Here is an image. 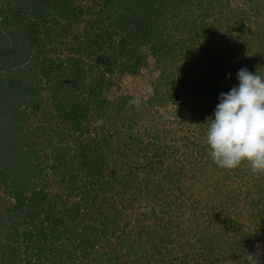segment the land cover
Instances as JSON below:
<instances>
[{
  "label": "trees",
  "instance_id": "16d2710c",
  "mask_svg": "<svg viewBox=\"0 0 264 264\" xmlns=\"http://www.w3.org/2000/svg\"><path fill=\"white\" fill-rule=\"evenodd\" d=\"M82 1L85 0H0V71L7 69L4 71L5 73H0V137L8 140L7 144H9L7 153H4L6 147L0 142V166L4 162L9 163L0 167V177H5L9 182V196L14 200L13 206L6 211V215H0V239L5 241L6 246H12L20 241L29 250H35L43 243L49 251L55 252L54 250H57L61 245V236L67 233L65 231L62 234L58 227H55L57 224L65 226L67 221H73L72 230L76 231L78 226L82 227L80 223L79 225L76 223V217L83 219L89 215H78L77 202L73 205L76 210L70 209L76 215L66 217L64 210H60L59 217H56L58 216L57 211H54L56 204L65 205V201L58 199L56 195L47 199L48 196L42 192V184L39 182L47 181L52 173L57 176L63 175L62 181H65V175L69 172L64 169L67 160H70L73 165L80 164L82 166L84 174L87 176L83 184L90 185V189L94 184L101 185V182L105 180L101 174L107 162L103 160L108 156L112 157L113 149L106 152L103 148L105 146L109 148L107 142L111 141V138L109 139V135L102 134L101 141L106 144L98 153L102 161V168L88 162L85 163L90 151L86 152L83 148L91 146L97 149L100 142L98 135L92 140H88V142H92L91 144L82 143L79 140L82 138L81 134H84L86 129L89 130L88 116L90 112H87L90 110L89 106H93L97 102L98 105L92 110L102 115L108 108H104L106 101L101 98L100 87L109 88L112 85L113 76L125 72L132 74L143 66L144 55L139 50L141 46H146L158 63L159 82L153 85L155 86L154 94L144 105H151V111L147 109V114L150 115V121L153 123L151 126L163 133L165 138L171 131L166 127L169 119L167 120L158 113L159 108H163L164 113L167 114L168 103L176 102L179 96L189 97L194 101L203 96L209 98L212 104L207 103L208 101L201 102L205 108L201 110L211 116L219 102V93L227 92L238 82L236 73L240 68H250L253 73L264 76L262 74L264 69H258V67L253 69L251 65L246 64V61L253 58V53L250 54L248 51V48L250 50L252 48V40H258L257 50L262 54L258 55V58H261V62L264 64V24H261L260 29H256V33L251 30L252 24L256 22H253V18L255 20L258 17L264 18V13L260 12L261 8L264 11V0L261 1V4L260 0H117L114 3H111L110 0H103L108 9L95 13L91 11L93 14L99 15V18L89 22L88 29L81 31V34L70 31L68 25L72 27L74 20H80L81 13H83ZM93 3L96 4L95 1ZM56 16H59L61 20H57ZM54 18L55 22H53ZM63 22L67 24L65 25ZM257 23L259 24L260 21ZM65 27L69 28L70 33H75L70 34L71 38L65 43H72L66 49L70 51V54H67V60L70 61L69 66L73 69L72 74L75 75L77 81L72 82V85L68 84L59 88L54 86V83L59 82V79H65V77L59 71V66H54L50 58L43 56L52 51L54 46H57L59 38L61 39L62 33L56 35L53 31H60L63 28L65 31ZM37 33L43 39L39 48L34 45V43L37 44ZM252 36H255L254 39ZM30 37L34 38L33 45ZM19 39L21 40L20 44ZM31 46L37 49L34 48V54L29 55L26 47L31 49ZM28 55L29 57H27ZM89 61L92 63L87 64ZM16 66L21 67L11 73L9 70ZM88 74H93L92 79H94V83L89 88L85 87V79ZM189 76L192 77L190 83L187 82V78H191ZM167 79L170 87L158 90V87L162 88V83ZM228 80L232 82L230 83ZM42 86L53 91L51 95H53L56 109L60 104L64 106V101H67L64 118H61L60 113L57 116L63 122L69 121L67 124L70 126V128L67 127L66 134V141H70V143L65 148L60 146L62 138L52 126L48 129L42 128L40 125L34 127V131L41 133L48 140V144L51 143L53 134L61 139L54 145L53 143L49 145L53 161V164L50 165L52 173L42 172L45 165H41V162L44 159L48 160V156L42 155V158L35 149H33V156L30 154L31 151L18 147L23 146L22 140L27 139L23 132H19L20 127H23L21 120L18 118L9 120L8 113L3 112L4 108L6 109L5 104L8 103V96H10L23 98L26 110H30V113L26 114L20 111V116L25 114L24 116L27 117L33 114L40 106L41 92L45 89ZM86 91H88L89 97L84 95ZM126 99L121 97L112 103L118 102V106L122 108L126 104ZM78 100L82 102L80 103ZM91 113L94 114L92 111ZM116 115L117 113L108 114L110 117ZM140 117L139 111L132 116L135 121H138ZM6 124H9L7 129L3 126ZM94 130L97 134L96 129ZM157 137L160 135L157 134ZM128 138L129 141L124 144L130 145V150L137 148L139 139L131 135ZM13 141L18 142L17 146ZM135 141L138 142L136 146H134ZM73 145H75V149H78L79 154H71ZM122 146L120 139L118 142L115 141V149L119 152L116 156L118 158L128 156L127 149L123 150ZM171 148L166 150L161 147V144H155V153L151 156L154 160L150 158L143 164L140 162L135 164L134 161L129 160L130 162H128L127 159L125 164L122 163L124 167L122 164V168L120 164L118 165L119 169L126 167L128 171H131L128 177L124 174L117 179V183L122 189L120 194L122 193L124 196V199L121 200L123 203L125 202V208L126 205L127 208L132 207V204L138 202L140 197L151 201L156 193H161L162 186L153 174L156 173V169L160 168L162 159L174 157L178 147ZM200 148L206 151L205 146ZM139 150L137 149L136 154L139 153ZM6 154V159L3 161ZM31 156L37 159L36 162L32 160ZM176 161L178 162V160ZM92 162L94 161L92 160ZM110 162L112 163L113 160ZM175 168L182 171L184 164L180 163ZM140 170L143 171V176L138 173ZM114 173L113 171L109 176L116 177ZM178 175L176 172L170 173L169 181L180 183L182 178H175ZM69 178L74 180L76 175L71 174ZM77 188L72 187L70 190L77 191ZM84 190L85 188L81 193L87 192ZM96 200L97 197L86 200V210H94ZM106 201V199H102L104 204ZM41 218L44 222H51L54 225V228H50L48 233L45 232L41 223L35 224V220L41 222ZM64 218L67 220L65 221ZM161 218L156 217V220ZM29 223H31V227H34L33 232L26 229H22L21 232L18 230L22 225ZM83 226L85 227V224ZM154 227L146 228L140 232L142 236H145L144 252L145 250L148 252L145 256L136 257L134 262L132 261L133 264H142V261H147V264H191V260L196 261V264H213L218 260L210 245L214 241L216 231H213V236L210 239L206 235L198 236L195 241L197 245L185 240L180 245L181 255L176 256L175 253L166 252V256L162 250L167 245L171 246L173 241L164 235V225L154 224ZM81 230L83 231V229ZM219 233L224 235L227 233V228L222 227L219 229ZM217 247L219 248V246ZM192 248H200L201 251L197 253L199 259L188 252ZM37 257L38 260L34 264L57 263L55 260L48 261L44 257V259L40 258L39 252ZM231 258L233 260V255ZM31 260L32 258L28 259V261Z\"/></svg>",
  "mask_w": 264,
  "mask_h": 264
},
{
  "label": "rangeland",
  "instance_id": "374dc122",
  "mask_svg": "<svg viewBox=\"0 0 264 264\" xmlns=\"http://www.w3.org/2000/svg\"><path fill=\"white\" fill-rule=\"evenodd\" d=\"M94 1L96 4L93 3ZM110 1L114 3L117 0ZM261 1L259 2L260 4ZM81 5L83 6V13H81L80 20H74L75 22L72 23V27L68 25L72 32L81 33V31L87 30L89 22L95 18H99V15L97 16L91 11L95 13L99 10L108 9L103 0H85L84 2L82 1ZM260 12L264 13L262 8ZM56 18L57 20H61L59 16H56ZM257 21H260V23L258 24ZM53 22H55V18ZM253 22L251 30L253 33H256V29H260L261 24H264V18L258 17L257 20L253 18ZM69 28L65 27V31L64 28H61L62 30L60 31H53L56 35L62 33L61 39L59 38L57 46H54L52 51L43 56L50 58L54 66L60 67L59 71H61L66 80L62 78L58 80L59 82H55L56 84L54 83V86H58L59 88L68 84L72 85V82L77 81L75 75L72 74L73 69L69 66L70 61L67 60V54H70V51L66 49L72 43L65 42L71 38L70 34H75L70 33ZM254 37L252 36V39ZM30 39H32L30 41L33 45L34 38L30 37ZM36 39L37 44L34 43V45L39 48L43 41L39 33H37ZM20 41L19 39V44ZM257 41L252 40L251 50L248 48L250 54L253 53V58L248 62L246 61V64L251 65L253 69L258 67V69L262 68L263 70L264 64L261 62L262 59L258 58V55L262 54L257 50ZM26 48L29 55L34 54V48L37 49L34 46L31 49L29 47ZM139 50L144 57L142 60L143 66L137 72L132 74L125 72L115 75L112 77V85L109 88L106 86H104L105 88L100 87L101 98L106 101L104 108L108 107L104 111L105 114L102 115L92 110L98 105L97 102L93 106H89L90 110L87 111L90 112L88 116L90 123L89 130L86 129V133L81 134L82 138L79 141L91 144L92 142H88V140H92L98 135L100 142L97 149L91 146L83 147L86 152L90 151L87 155L88 157L85 159V163L88 162L91 165L103 167L102 161L98 156L101 148L106 145L101 141L102 134H105V136L109 135V139L111 138V141L107 142V147L109 148L105 146L103 149L106 152H110L113 149L112 157L108 156V158L103 160L107 162L106 168L104 167L101 174V177H105V180L101 182V185L94 184L91 189L90 185L83 184L87 176L84 174L80 164L73 165L70 163V160H67L64 169L69 172L65 175V181H62L63 175L57 176L50 171V165L53 164V161L49 145L51 143L54 145L61 139L59 136L53 134L51 136L52 141L48 144V140L41 133L36 132V130L34 131V127H39V125L47 129L52 126L62 138L60 146H64L65 148L70 143V141H66L67 127L70 128L67 124L69 121L63 122L59 120L60 117L58 116L60 115L61 118H64V112L67 110L65 105L67 101H64V106L60 104L56 109L53 95H51L53 91H49L46 87L42 86L45 89L41 92L39 109L26 117L24 115L30 113V110H26L23 98L8 96V103L5 104L6 109L4 108L6 111L3 110V112L8 113L7 117L9 120H15V118L21 120L23 127H20L19 132H23L27 138L21 141L23 146L18 147L26 151L29 150V152L31 151V155H33V149H35L40 153L42 158L44 155L49 157L48 160L44 159L41 162V165H45L42 172H50L52 175L49 179L47 178V181L39 183L42 184L41 190L48 196L47 199L53 198L56 195L58 199L65 201V205L56 204L54 211H57L58 214L60 210H64L63 212L66 217L74 216L76 214L72 210L70 211V209L76 210V207H73V205L77 202L78 215L86 214L87 216L88 214L89 216L83 219H78V216L76 217V223L82 225V227L78 226L76 231L72 230L71 225L73 221H67L65 226L60 224L55 226L56 228L58 227L61 233L67 232L61 236V245L57 250H54L55 252L53 250L49 251L48 247L43 243L37 249L29 250L20 241L17 244L14 243L12 246H6L5 241L0 239V264H13V262L14 264H34L38 260V252L40 258L44 257L48 261L55 260L57 263H54L56 264H133V260L136 257H139V255L145 256L148 252V250L144 252L145 236H142L140 232L146 228H155L154 224L164 225V235H167L173 241L171 246L167 245L162 250L164 254L171 252L172 254L175 253L176 256L181 255L182 249L180 245L183 241L185 242L186 240L188 243L197 245L195 241L198 239V236L206 235L210 239L213 236V231H216L214 241L210 243L211 248L214 249V255L218 259L213 264H241L240 257L244 253L258 254L260 260L264 261V173H254L247 162H242L234 169L219 168L213 163L205 144L207 130V124L205 123L210 116L206 112H203L205 108L201 104L203 101H208L207 103L212 104L209 98L202 96L200 99L194 101L189 97L179 96L176 102L168 103L166 107L168 110L167 114L164 113L165 110L163 108H159L158 113L163 115L167 120L169 119L166 127L171 131L167 135V138L158 129L152 127L151 117L147 114V109L151 111V105L146 106L144 103H147L148 99L153 96L155 87L153 85L159 82L160 73L157 68L158 63H156L155 57L152 56L150 50L146 46H141ZM91 63L92 61H89L87 64ZM19 67L21 66H16V68L9 71L12 73V71H16ZM70 68L71 70L69 71ZM6 70H1L0 73H5L4 71ZM248 71L253 72L250 68H248ZM262 74L264 75V72ZM92 76L93 74L87 75L85 87L89 88L94 83ZM191 80L192 77L187 78V82L190 83ZM167 81L169 80L167 79L166 82L162 83V88L158 87V90L169 88V82ZM237 85L238 82L234 84V86ZM59 92L61 94V91ZM84 95L89 97L88 91L84 92ZM121 97L127 98L126 104L122 108L118 106V102L112 103V101H117ZM133 97L141 101L139 106H130L128 104V101ZM78 101L82 102L81 100ZM20 111L25 112V114L20 116ZM138 111L141 117L139 120L137 119L138 121H135L132 116ZM58 113L60 114L58 115ZM109 113H117V115L110 117L108 116ZM129 123H131L130 126ZM8 125L3 126L7 129ZM94 129H96L97 134ZM157 134L160 137H157ZM130 135L139 139L138 147L132 150L129 149L130 145L124 144V142L129 141L128 136ZM119 139L121 145H123L121 148L128 151L126 158L116 157L119 152L115 149V141L118 142ZM0 142L6 147V152L4 153H7V148L9 147V144H7L8 140L1 136ZM13 143L15 146L18 144L17 141H13ZM137 144L138 142L135 141L134 146ZM155 144H161V147L166 150L170 147H172L171 149H176L175 146L178 147L175 150L176 154L174 157L162 159L160 168L156 169V173L153 174L158 178V183H160L163 189L160 188L162 190L161 193H156L153 200L147 201L144 197H140L138 202L132 204V207L127 208L126 205L125 208V202H122L124 196H122V193L120 194L122 189L117 183V179L124 174L128 177L131 171H128L126 167L119 169L118 165L120 164L121 167V164H125L127 159L128 162L134 161L135 164H139V162L143 164L150 158L154 160L151 156L155 153ZM74 146L71 148V154L75 155V153H78V149H75ZM145 146L146 148H144ZM202 146H205L206 151L200 148ZM137 149H140L138 154H136ZM6 156L7 154L4 155L3 161L6 159ZM32 160L36 162L37 159L32 157ZM112 160L113 162L111 163L110 161ZM180 163L184 164L182 171L175 168ZM6 164L9 163L4 162L1 166ZM113 171L116 177L109 176ZM127 171L128 173H126ZM175 172L179 174V177L175 176V178H182L178 184L174 180V182H170V178H168L170 173ZM138 173L141 175L143 171L140 170ZM71 174L76 175V179L70 180L69 176ZM9 185L6 178L1 176V216H5L6 211L14 203L13 198L9 196ZM72 187H78L77 191H71ZM84 188L87 192L81 193ZM93 197H97L96 206L94 210L88 211L86 210V200H90ZM102 199L107 200L106 204L102 202ZM56 217H59V214ZM156 217L162 218L156 220ZM64 220L66 221L67 219L64 218ZM161 220L164 221L161 222ZM39 223H41L46 233L50 231V228H54L51 222H44L43 219L41 222L35 220V224ZM82 223L85 224V227ZM222 227L227 228V233L224 235L223 233H219V229H222ZM22 229L34 231L31 223L24 224L18 228L20 232ZM81 232L83 233L80 234ZM160 233L163 234L161 231ZM216 246H219V248H216ZM199 251H201L200 248H192L188 252L199 259V254H197ZM232 252L234 253L232 254ZM232 255L233 260L231 258ZM161 256L164 257L163 255ZM29 258H32V260L28 261ZM147 263V261H142V264ZM191 264H196V261L191 260Z\"/></svg>",
  "mask_w": 264,
  "mask_h": 264
},
{
  "label": "clouds",
  "instance_id": "9594fccd",
  "mask_svg": "<svg viewBox=\"0 0 264 264\" xmlns=\"http://www.w3.org/2000/svg\"><path fill=\"white\" fill-rule=\"evenodd\" d=\"M237 86L220 92L207 119L205 144L213 163L234 169L247 162L254 173H264V76L240 68ZM138 98L128 101L139 106ZM241 264H264L258 254L244 253Z\"/></svg>",
  "mask_w": 264,
  "mask_h": 264
}]
</instances>
